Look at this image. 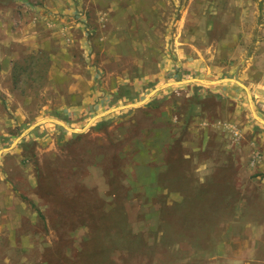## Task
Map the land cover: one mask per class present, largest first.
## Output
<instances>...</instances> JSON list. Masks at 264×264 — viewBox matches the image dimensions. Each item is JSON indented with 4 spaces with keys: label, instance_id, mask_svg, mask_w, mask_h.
<instances>
[{
    "label": "rangeland",
    "instance_id": "obj_1",
    "mask_svg": "<svg viewBox=\"0 0 264 264\" xmlns=\"http://www.w3.org/2000/svg\"><path fill=\"white\" fill-rule=\"evenodd\" d=\"M0 264H264V0H0Z\"/></svg>",
    "mask_w": 264,
    "mask_h": 264
},
{
    "label": "crops",
    "instance_id": "obj_2",
    "mask_svg": "<svg viewBox=\"0 0 264 264\" xmlns=\"http://www.w3.org/2000/svg\"><path fill=\"white\" fill-rule=\"evenodd\" d=\"M232 82H227V80H225V84H234V85H237L238 87H240L241 88V86H243L239 81H237V80H231ZM244 87V86H243ZM244 90H245V88H244ZM246 91H247V89H246ZM248 92V91H247ZM246 92V93H247ZM250 96H251V98H253V96L254 95H246V97H248V98H250ZM63 98V97H62ZM67 97H64V99H66ZM79 101H78V104H77V106H74L72 109L73 110H75V111H81V110H84V109H86V107H84V106H86V103H87V101H88V95H80L79 97ZM254 100V99H253ZM255 102V101H254ZM255 104V103H254ZM73 110H70V109H66V110H62V112H64V111H68V113H70V112H72ZM55 121H57V122H59V123H61V124H59V123H56ZM50 123H53L55 126L56 125H59V126H61V127H63V128H65V129H67V127H65V126H67V125H65V123H62V122H60V121H58V120H56V119H52V118H50Z\"/></svg>",
    "mask_w": 264,
    "mask_h": 264
},
{
    "label": "water",
    "instance_id": "obj_3",
    "mask_svg": "<svg viewBox=\"0 0 264 264\" xmlns=\"http://www.w3.org/2000/svg\"><path fill=\"white\" fill-rule=\"evenodd\" d=\"M56 123H59V122H57V121H55ZM59 124H61V123H59ZM62 125V124H61ZM65 127H67V126H65ZM67 129L69 130V128L67 127Z\"/></svg>",
    "mask_w": 264,
    "mask_h": 264
}]
</instances>
